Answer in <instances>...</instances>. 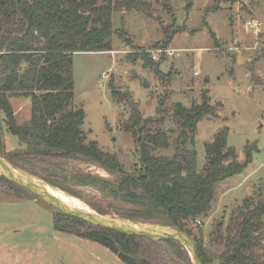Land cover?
<instances>
[{"label": "rangeland", "instance_id": "1", "mask_svg": "<svg viewBox=\"0 0 264 264\" xmlns=\"http://www.w3.org/2000/svg\"><path fill=\"white\" fill-rule=\"evenodd\" d=\"M107 1L113 0L98 3ZM147 1L149 14L121 7L113 11L114 33L108 39L111 50L73 54L74 95L69 107H83L82 128L87 139L97 141L103 151L116 154L129 171L138 163L134 138L122 128L130 109L136 106L143 117L154 118L161 116V99L165 109L175 102L189 106L200 101L202 90H208L211 103H219L220 107L216 118L197 123L193 145L197 168L206 162L205 143L211 142L224 126L228 128L227 144L235 150L238 161L249 159L240 174L217 184L209 215L199 216L201 225L187 223L192 239L194 236L204 243L209 264H218L223 243L212 233L217 224L221 223V232L226 235V225L236 206L242 205L245 198L252 202L264 199V0ZM248 21L258 22L259 30L250 28ZM164 31L173 33L167 48L159 43L164 40ZM127 37L131 43L126 42ZM168 48L176 51L173 56L166 55ZM146 50L159 65L144 64L135 55ZM238 55L250 60L238 62ZM113 90L124 97L114 96ZM9 100L18 123L30 118L28 97L11 96ZM164 116L163 128L170 130V113L164 112ZM0 134L4 143L0 155L19 147L17 137L7 131L1 110ZM174 136L170 133L169 147L155 152L172 154ZM248 148L250 154H246ZM63 166L66 170L109 176L104 169L80 159L66 160ZM65 186L81 197L52 187L108 212L124 205L93 187L69 182ZM52 212L51 206L24 191H12L0 181V264H125L97 242L55 230ZM109 216L119 217L112 212ZM258 250L264 252V231ZM151 254L157 264H192L190 257L179 259L171 250L161 251V258Z\"/></svg>", "mask_w": 264, "mask_h": 264}, {"label": "trees", "instance_id": "2", "mask_svg": "<svg viewBox=\"0 0 264 264\" xmlns=\"http://www.w3.org/2000/svg\"><path fill=\"white\" fill-rule=\"evenodd\" d=\"M119 7L145 14H149L151 8L147 0L106 3H98V0H0V110L7 131L17 137L19 144L8 151L6 157L76 197L81 195L67 188L66 182L93 187L102 195L122 202V207L111 211L121 218L176 226L191 236L187 223L209 215L217 184L240 174L249 159L238 161L235 150L227 144L228 128L224 126L211 142L205 143L206 162L201 169L197 168V153L193 148L197 123L204 118H216L220 107L219 103H211L205 89L201 91L200 101L189 106L175 102L165 109L164 99H161L158 107L161 116L154 118L143 117L136 106L130 109L122 128L134 138L138 163L129 171L123 168L116 154L103 151L97 141L87 139L82 128L83 107H69L74 95L72 56L80 51L111 50L108 39L114 33L112 13ZM166 32L164 40L159 42L165 48L173 38V33ZM135 55L140 56L144 64L154 67L160 64L151 60L148 50ZM112 93L124 97L117 91ZM11 96L30 99L29 119L17 122L9 100ZM164 112L170 113L173 124L170 130L163 128ZM169 132L175 134L172 154H157V149L169 147ZM0 147L4 150L2 134ZM72 159L96 165L109 176L66 170L65 161ZM0 181L12 191H24L37 198L1 174ZM89 205L101 214L111 213ZM263 215L264 199L252 202L251 198H245L242 205L232 210L226 235L221 232V223L217 224L212 233L223 243L218 264H264V252L258 250L263 240ZM52 223L57 231L101 244L125 264H157L151 253L161 258V251L169 250L179 259L190 257L177 241L127 235L55 209ZM193 240L202 263L209 264L211 259L204 243L194 236Z\"/></svg>", "mask_w": 264, "mask_h": 264}, {"label": "water", "instance_id": "3", "mask_svg": "<svg viewBox=\"0 0 264 264\" xmlns=\"http://www.w3.org/2000/svg\"><path fill=\"white\" fill-rule=\"evenodd\" d=\"M126 42L131 43L132 39L127 37ZM240 60L241 55H238L237 61L239 62ZM127 91L128 90H125L124 93ZM129 103H132V99H130ZM250 153L251 149L248 148L246 154ZM0 174L16 185L28 190L55 210L80 218L94 226L118 231L127 235L149 238L155 241H177L187 250L192 264H203L197 253L194 240L188 233L179 227L104 215L92 209L87 204V208L68 205L57 196L47 191L39 184V181H35V177L31 173L10 162L4 151L2 155H0Z\"/></svg>", "mask_w": 264, "mask_h": 264}, {"label": "bare ground", "instance_id": "4", "mask_svg": "<svg viewBox=\"0 0 264 264\" xmlns=\"http://www.w3.org/2000/svg\"><path fill=\"white\" fill-rule=\"evenodd\" d=\"M35 181H39L38 179L34 178ZM39 184H41L47 191L52 193L53 195L57 196L59 199H61L63 202H65L68 205L78 206L80 208H87L88 206L83 203L80 199L68 195L54 187H52L49 184H46L44 182L39 181Z\"/></svg>", "mask_w": 264, "mask_h": 264}, {"label": "built area", "instance_id": "5", "mask_svg": "<svg viewBox=\"0 0 264 264\" xmlns=\"http://www.w3.org/2000/svg\"><path fill=\"white\" fill-rule=\"evenodd\" d=\"M247 25L250 27V28H254L255 32H257L259 30V24L258 22H255V21H248L247 22ZM175 50L174 49H166L165 50V53L167 56H173L175 54ZM154 58H157L156 56H154ZM195 73H197L195 71ZM195 222L198 224V225H201V221L200 219H196Z\"/></svg>", "mask_w": 264, "mask_h": 264}, {"label": "crops", "instance_id": "6", "mask_svg": "<svg viewBox=\"0 0 264 264\" xmlns=\"http://www.w3.org/2000/svg\"><path fill=\"white\" fill-rule=\"evenodd\" d=\"M237 48H238L237 46L234 47V49H237ZM241 60L243 61L242 63H245L246 61H249L250 59L245 58V57L242 56V59Z\"/></svg>", "mask_w": 264, "mask_h": 264}]
</instances>
